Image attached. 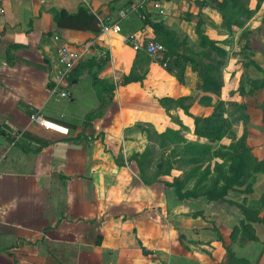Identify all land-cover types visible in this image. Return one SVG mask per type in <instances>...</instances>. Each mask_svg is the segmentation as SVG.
I'll return each instance as SVG.
<instances>
[{"label":"crops","instance_id":"1","mask_svg":"<svg viewBox=\"0 0 264 264\" xmlns=\"http://www.w3.org/2000/svg\"><path fill=\"white\" fill-rule=\"evenodd\" d=\"M138 1L3 0L0 264H190L193 255L199 264H211L212 246L214 256L222 252L218 237L202 228L198 215L189 214L190 200H173L160 183L143 184L136 162L129 160L147 145L140 125L159 132L175 127L157 98L196 97L201 92V77L190 65L185 82L180 83L149 55L148 63L135 64L137 51L122 41V34L135 32L143 40L155 34L150 25H143L140 14L120 18L118 11ZM239 1L244 4L243 14L227 20L218 10L223 0H146L149 20L185 35L190 45L198 44L196 24L210 37L226 42L221 99L233 90L237 100L241 80L259 83L263 79V73L249 61L264 66V0L257 8V0ZM81 7L91 10L100 23L119 22L121 33L57 26L56 11L75 13ZM249 11L253 14L248 18ZM63 43L87 47L82 61L108 53L98 77L110 83H118L133 65L138 72L147 70L142 82L116 86L112 101L91 121V128H83L84 116L99 106L91 76L83 72L60 85L56 80L58 48ZM60 90L67 95L61 96ZM245 103L250 114L253 108ZM205 108L195 101L189 111L201 115L197 111ZM34 111L50 126L33 122ZM179 112L182 122L192 128L191 117ZM261 119L262 111V124ZM237 127L239 137L243 124ZM213 202L226 203L209 204ZM232 207L217 222L226 229L241 218ZM262 225L253 224L257 231ZM137 238L148 254L142 252ZM192 248L201 251L192 254Z\"/></svg>","mask_w":264,"mask_h":264},{"label":"trees","instance_id":"2","mask_svg":"<svg viewBox=\"0 0 264 264\" xmlns=\"http://www.w3.org/2000/svg\"><path fill=\"white\" fill-rule=\"evenodd\" d=\"M117 1V0H115ZM261 0H257L258 7ZM204 3V1H202ZM232 6L230 7V4ZM127 3L126 5H128ZM126 7V6H125ZM244 4L239 0H223L218 6L224 19L237 18L243 14ZM138 14L142 17L143 25L148 24L155 34L152 40L161 42L165 50L155 59L160 65L166 62L163 67L168 73L173 75L178 82H185V72L187 65L193 71L202 67L201 92L194 96L186 95L173 98L162 96L157 98L160 106L165 110L171 122L177 127H167L159 132L140 125L141 130L146 134L149 144L142 152H134L129 160L136 162L139 177L143 184L151 185L155 182L163 183L167 188H171L177 201L203 199L205 202L221 201L230 206H234L240 211L241 218L230 233L231 240L238 239L240 244L245 242L257 241L254 223L264 224V191L261 195L252 200L243 198L242 201H235L228 198L230 192H240L250 194L253 192V184L258 173L264 172V159L257 160L251 153V147L247 142V128L249 116L247 106L244 102L233 103V110L228 111L222 102L214 106L213 110L207 115H197L189 112L194 100L203 103H210L213 95L220 93L223 87V75L221 67L226 58V51L219 43L209 38L205 31L196 24L195 33L198 37V46H191L187 37L178 35L162 23H153L149 20L145 7L139 9ZM253 11H249L247 17L252 16ZM54 20L57 26L62 28H73L78 30L100 31V21L89 9L79 8L75 13H68L65 10L55 12ZM242 26V23H239ZM229 32L231 26L227 25ZM151 39V38H150ZM149 39V40H150ZM148 40V39H145ZM100 50V49H99ZM109 59L108 53L104 52L102 57H91L78 63L67 75V80L77 78L83 72H87L92 78L99 106L96 110L88 112L84 116L83 128H91V121L100 116L113 99L117 85H126L130 82H142L147 70L136 71L133 65L130 72L124 75L118 83L99 78L98 72L104 67ZM148 63L151 57L144 50H138L135 64L138 61ZM263 73L264 66L256 64L253 60L249 61ZM95 69V70H94ZM247 81V80H246ZM247 90L240 81L238 92L240 95H253L261 85L257 81H247ZM264 86V85H263ZM262 127L264 128V103L261 104ZM180 109L192 119V128L183 124L180 118L173 115L172 110ZM228 112L226 116L225 113ZM241 121L243 132L236 137L233 125ZM151 127V126H150ZM192 134L197 139L190 140L186 134ZM230 137L231 142L223 145L220 141L224 137ZM160 149H168L166 157H161L156 161L155 169L151 170L153 143ZM220 159L221 161H219ZM176 162L185 164L181 175L171 176ZM168 176V178H167ZM217 239L225 249V259L217 264H247L243 258H237L231 250L230 245H226L221 233L216 229ZM180 241L182 236H179ZM142 252L148 254L149 251L142 247ZM182 242V241H181ZM193 243H200L192 241Z\"/></svg>","mask_w":264,"mask_h":264},{"label":"rangeland","instance_id":"3","mask_svg":"<svg viewBox=\"0 0 264 264\" xmlns=\"http://www.w3.org/2000/svg\"><path fill=\"white\" fill-rule=\"evenodd\" d=\"M206 35L209 38L216 40L219 43V45L222 48H224V50L226 51V58H225L224 64L221 67L222 75H223V66L226 63V59H227V55H228L227 44L224 40L212 38L207 33H206ZM246 36H247V34L244 36L245 39L243 38V43H244V41L246 42ZM191 46H193V45H191ZM197 46H198V44L196 46H193V47L197 48ZM161 66H163V65H161ZM202 71H203L202 67H200L198 70L193 71V72L197 73V77L199 79V77H201V75H202ZM245 75L247 76V73ZM198 84L200 87L199 81H198ZM244 84H246V87L248 88L249 83H247V82L245 83V81H244ZM259 84L261 85V88H259L258 93H256L252 97H247V95H245V97H243L241 95L240 97L237 96V100H235L236 96H234L233 90H230L228 92V95L226 96V98L221 99L222 97H221V91H220V93L215 95V97L213 96V99L210 103H203V102H199L198 100H194L193 104L195 103V101H197L198 104L207 106V109L205 108L204 111H197L198 113L202 112L201 115H204V113L209 114L213 110L214 106L217 105L219 102H222L223 106L228 111H232L234 109L233 105H232L233 103L244 102L246 100L245 102H247L253 108V110L251 109L250 114H248L249 112L247 113L248 116L251 115V118L253 120V123H251L250 116H249V123H248L249 128H247V140L249 137H251V135H253V137H251L252 139L250 140V144L252 146L249 144L248 145L251 147V153H252L253 157H255L257 160H263L264 159V128L262 127V124L259 120H260V112H261L260 106L262 103H264V86H263L264 80L263 79L260 80ZM243 98H245V99H243ZM193 104H192V106H193ZM246 106H247V104H246ZM179 111H181V110L180 109H174V110H172V113H173V115L180 118L181 112H179ZM225 115L227 116L228 112L225 113ZM241 123L242 122L239 121L233 125L234 134H236V131H238V132L240 131V127H237V126ZM173 124H175V123H173ZM184 125H186V124H184ZM177 126L178 125L175 124V127H177ZM149 128L152 129V127H150V126H149ZM186 137L190 140H196L197 139L195 136H193L190 133L189 134L187 133ZM236 137H237V134H236ZM146 139H147V137H146ZM231 141H232L231 138L226 136L220 141V143H222L223 145H228ZM148 144H149V141L147 140V145ZM152 145H153V155H152L151 170H154L155 165H156V161H158V159L161 158L162 156L166 157V154L168 153L169 150L168 149L164 150V149L158 148L157 144L155 142ZM218 160L221 161L220 159H218ZM174 167L175 168L171 170V176H169V179H171L174 176L181 175L183 169L185 168V164L182 162H176ZM167 178H168V176H167ZM155 183H160V182H155ZM160 184H162L164 186L163 183H160ZM164 187L166 188L165 190L169 193V196L173 200H175V196H174L171 188H167L166 186H164ZM252 188L254 190L250 194H242L240 192H234V193H231L230 195H228V198L229 199L233 198V200L237 199V201H242L243 198H246L247 200H252V199L258 198L261 195V193L264 191V172L257 174L256 180H255ZM189 203H190L189 207L191 208L190 209L191 212H189V214L193 218H195V216L198 215L200 217V220H202V222H203L202 224L204 225V227H202V228H204V229L206 228V229L210 230L211 233L215 234V237L217 236V232H216V229H217L221 233L225 244L230 245L231 250L234 252V254L237 258L246 259L248 261L247 264H264V225L260 226L258 228V231L255 229L256 234L258 235V242L257 241H255V242L250 241L249 242L248 241V242H245L244 244H240L238 239L231 240V238H230V233H231L232 228L235 225H237L239 223V221H238V223L233 225L230 229H226L224 226H221L222 222H221V224L217 223L218 220L221 219V216H222V214H224L223 212H225L226 209H234L232 206L228 205L227 203H220V202L219 203L213 202L212 204H209V202H205L203 199L190 200ZM229 207H231V208H229ZM261 214L264 215V210L261 212ZM218 241L219 240L217 239V242ZM218 243L221 244L220 246H221L222 252H220V254H217V256H214L215 251H216L215 246H212L210 243H205V244H208L214 248L213 253H211L210 256L208 255V261H210L211 264H217L219 261L225 259V249L223 248L222 243L220 241ZM197 248H199L201 250L204 249V248H200V247H197ZM197 248H192V251H193L192 254H194V251H197V252L201 251V250H198ZM194 257H196V256L193 255L190 264H199V260L196 261V259Z\"/></svg>","mask_w":264,"mask_h":264},{"label":"built area","instance_id":"4","mask_svg":"<svg viewBox=\"0 0 264 264\" xmlns=\"http://www.w3.org/2000/svg\"><path fill=\"white\" fill-rule=\"evenodd\" d=\"M156 7L158 4L155 1L154 4ZM146 6V0H139L138 2L129 3L125 8H122L118 11L120 18H126L132 13H138L139 9ZM5 7L3 4V0H0V15L4 14ZM100 28L102 33H121V26L119 22L107 20L105 22L100 23ZM122 41L131 46L135 51L144 50L149 56L156 58L159 56L164 50V45L161 42L155 40H143L141 37L135 33H127L122 34ZM88 48H77L70 46L67 43H63L58 48L57 55V63H58V74L56 77L58 85L62 84L65 79H67V75L72 71V69L80 63L85 54L87 53ZM166 65V62L163 64V67ZM55 87L53 90H56ZM61 96H66L67 92L65 90H60ZM30 118L33 122L38 125H42L44 127H49L47 125V121L38 113L32 112ZM20 134V133H19Z\"/></svg>","mask_w":264,"mask_h":264}]
</instances>
